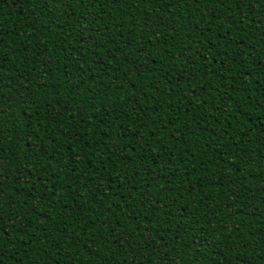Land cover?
I'll use <instances>...</instances> for the list:
<instances>
[{"label":"trees","instance_id":"obj_1","mask_svg":"<svg viewBox=\"0 0 264 264\" xmlns=\"http://www.w3.org/2000/svg\"><path fill=\"white\" fill-rule=\"evenodd\" d=\"M0 264H264V0H0Z\"/></svg>","mask_w":264,"mask_h":264},{"label":"snow or ice","instance_id":"obj_2","mask_svg":"<svg viewBox=\"0 0 264 264\" xmlns=\"http://www.w3.org/2000/svg\"><path fill=\"white\" fill-rule=\"evenodd\" d=\"M53 2H57V0H53ZM0 235H2V234H0Z\"/></svg>","mask_w":264,"mask_h":264}]
</instances>
